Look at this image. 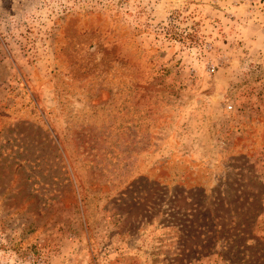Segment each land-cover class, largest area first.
I'll use <instances>...</instances> for the list:
<instances>
[{
	"label": "rangeland",
	"instance_id": "374dc122",
	"mask_svg": "<svg viewBox=\"0 0 264 264\" xmlns=\"http://www.w3.org/2000/svg\"><path fill=\"white\" fill-rule=\"evenodd\" d=\"M0 264H264V0H0Z\"/></svg>",
	"mask_w": 264,
	"mask_h": 264
},
{
	"label": "trees",
	"instance_id": "16d2710c",
	"mask_svg": "<svg viewBox=\"0 0 264 264\" xmlns=\"http://www.w3.org/2000/svg\"><path fill=\"white\" fill-rule=\"evenodd\" d=\"M40 157H42L43 158V156H40ZM36 161H38V159H35ZM33 162V161H32ZM21 167V166H20Z\"/></svg>",
	"mask_w": 264,
	"mask_h": 264
}]
</instances>
